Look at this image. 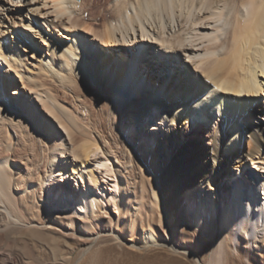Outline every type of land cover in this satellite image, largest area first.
<instances>
[{"label": "bare ground", "instance_id": "6f19581e", "mask_svg": "<svg viewBox=\"0 0 264 264\" xmlns=\"http://www.w3.org/2000/svg\"><path fill=\"white\" fill-rule=\"evenodd\" d=\"M92 1L0 0V230L22 226L13 213H24L28 198L39 211L95 214L107 198L103 186L119 193L117 202L110 199L119 212L127 196L123 184L147 181L156 169L160 184L172 190L165 232L156 239L148 231L129 246L165 243L201 264L200 245L174 242L186 216L210 225L218 242L226 240L227 261L241 258L233 244L241 234L264 251V179L246 186L236 174L219 209L210 197L180 207L192 192L218 191L234 165L248 174L253 163L264 162L262 128L247 138L242 127L249 113L264 115V0H107L105 10L92 18L89 9L85 19ZM94 101L112 118L109 138L92 111ZM154 112L160 124L182 125L189 137L211 131L212 146L170 135L168 147L148 135L141 138L146 151L137 153L122 134L138 137L155 126ZM55 175L87 177L89 185L75 187L73 198L51 188ZM1 256L0 264H16Z\"/></svg>", "mask_w": 264, "mask_h": 264}, {"label": "rangeland", "instance_id": "374dc122", "mask_svg": "<svg viewBox=\"0 0 264 264\" xmlns=\"http://www.w3.org/2000/svg\"><path fill=\"white\" fill-rule=\"evenodd\" d=\"M106 2L107 0H93L92 5H90L92 8L89 6L85 19L90 16L88 14L89 11L91 12L92 10L93 13V9L92 18L96 16L99 9L103 8L105 10L107 6ZM99 23H101V20L98 21ZM92 104V111L98 114L99 119L97 118L96 120H99L103 127L104 137L109 138L108 126L111 124L112 118H106L107 112H105L106 109L103 107L102 101H94ZM157 113L154 112L155 126H145L143 132L138 137L132 132L122 134L137 153L138 151H146L143 148L144 143L141 141V138L148 135L154 139L155 144L159 141H164L168 147L170 135H173L174 141H193L203 149L212 146L211 131L189 137V134L182 125H176L174 128L167 126L166 123L160 124L158 121L160 115H157ZM242 127L247 138H249L252 130L256 131L257 127H261L262 140L264 141V115L260 110L249 113L245 117ZM117 169L120 173L123 172L124 175L122 166ZM251 170L248 173L249 175L247 173H240L239 167L234 165L229 169V174L227 173L224 177L218 191L214 188L206 190L204 187L197 192H192L187 201L180 202V207L184 208L190 198L193 202H203L204 199L210 197L214 200L216 208L219 209L230 197V188L236 183L235 179L237 175H239L237 180L243 182L246 186H250V184L254 185L256 182L264 179V162L253 163ZM156 172L155 169L149 173L147 181H141L137 177L123 184V190L127 196L123 199L124 208L119 212L115 210L114 204L116 198L117 201L119 200V193L117 192L115 196L111 195L112 189H109V186V188L105 186L101 187L102 191L106 192L107 200L105 199L104 203H102L104 207L100 211L96 210L95 214L93 213L92 215L87 213L76 215L73 212L70 214V211L66 209L52 210L42 208L39 211L37 208H34V205L37 206L36 201L28 198L22 202L24 211L20 209L24 213H13L15 216L19 215L18 218L21 220L23 227H15L14 230L6 233L0 230V250L2 251H0V256H10L14 260H17L16 264H24L25 261L30 260L32 264H58L60 261H66L65 264H76L78 259L81 258L83 259L81 264H191L186 254L173 252L165 243L157 247H144L141 249L128 245H139L142 234L148 231H151L156 239L158 231L162 230L165 232V211L168 208L167 200L170 199V191L172 190H166L160 184L156 178ZM81 177L78 175L75 177H69L68 175L60 177L59 175H55L51 180V188L54 191L60 189L63 193L74 198L77 193L75 187L82 186L83 183L89 185L87 177ZM106 180L111 183L112 178L107 177ZM45 189L44 186L43 190L45 191ZM48 190L47 188L46 192ZM96 192L100 193L101 191ZM112 197H116L114 202L110 200L113 199ZM68 225L71 226V229L67 228ZM108 228L113 229L115 233L124 237L126 243L117 240L111 234L108 235L106 233V231L109 233ZM175 231V233H178V236L177 234L174 235V242L176 244L184 245L187 248L190 245H193L194 248L200 245L201 264H215L214 259L217 257L221 258V260H216V264L218 261V264H247L248 257L253 259V264H264V259L262 261L258 260V256L264 254V251L257 244L252 243L251 236L241 234L238 240L233 242L234 245L237 244L236 246L241 247V258H236V261L230 258L227 261L225 259L227 251L226 240L223 238V240L218 242L217 233L212 232L213 230L210 225L204 227L185 216ZM101 232L102 234L100 235ZM219 248H221V252H217ZM252 254L255 255L254 258ZM194 261H196V264L198 263L196 259Z\"/></svg>", "mask_w": 264, "mask_h": 264}]
</instances>
